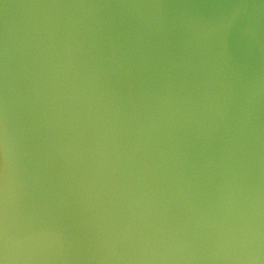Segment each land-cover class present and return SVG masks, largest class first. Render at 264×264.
<instances>
[{"label": "water", "instance_id": "obj_1", "mask_svg": "<svg viewBox=\"0 0 264 264\" xmlns=\"http://www.w3.org/2000/svg\"><path fill=\"white\" fill-rule=\"evenodd\" d=\"M0 264H264V0H0Z\"/></svg>", "mask_w": 264, "mask_h": 264}]
</instances>
